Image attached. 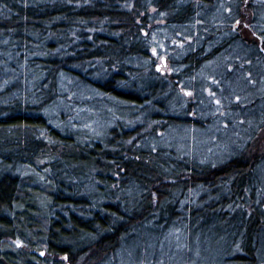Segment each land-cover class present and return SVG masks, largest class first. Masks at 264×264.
I'll list each match as a JSON object with an SVG mask.
<instances>
[{"label":"trees","instance_id":"obj_1","mask_svg":"<svg viewBox=\"0 0 264 264\" xmlns=\"http://www.w3.org/2000/svg\"><path fill=\"white\" fill-rule=\"evenodd\" d=\"M173 4L138 0L133 7L141 11L131 19L129 0H0V264H75L90 253L89 263H116L141 240L152 241L150 264L169 261L172 252L176 264H199L197 254L207 252L212 264L264 260V155L197 165L187 155L162 159L164 152L136 145L128 153L122 143L138 131L124 132L120 120L104 141L87 145L50 123L49 106H70L58 91L64 77L140 109H163L155 102L164 93L160 82L139 91L122 86L135 74L127 58L147 54L137 42L142 33L122 34L149 7L172 13ZM96 20L110 30L81 29ZM100 66L107 74L96 79ZM121 181L136 192L125 197Z\"/></svg>","mask_w":264,"mask_h":264},{"label":"rangeland","instance_id":"obj_2","mask_svg":"<svg viewBox=\"0 0 264 264\" xmlns=\"http://www.w3.org/2000/svg\"><path fill=\"white\" fill-rule=\"evenodd\" d=\"M129 1L134 9L130 12L133 19L141 9L133 7L138 0ZM173 11L161 12L156 6L149 7L148 14L138 15L136 25L122 34L131 38L142 33L137 42L141 41L147 52L127 58L135 74L122 86L128 91H139L151 82H160L164 93L155 102L163 109L154 104L140 109L113 95L88 90L74 78L64 77L58 82V91L66 96L70 106L62 100L57 101V106H49L50 123L75 143L87 145L104 141L120 120L124 132L138 131L136 137L133 134V138L122 143L128 153L136 145L137 149L152 148L156 154L164 152L162 159L187 155L197 165L222 164L241 152L246 161L264 155V0H176ZM87 24L96 29L99 25L100 33L110 30L107 22L100 20L81 24V29ZM125 25L128 23H114L111 27ZM193 55L194 60L186 64ZM36 56L37 53L29 54L27 60ZM195 59L201 61L199 65ZM21 65L24 64L15 66L19 72L24 68ZM19 72L11 74L16 77ZM106 74L107 70L100 66L94 77L102 79ZM84 98L89 100L85 104ZM77 100L80 102L76 104L82 105L74 109L72 103ZM112 175L119 178L115 172ZM124 186L125 197L136 192L134 184ZM116 188L113 185L114 191ZM142 241L131 255L119 252L116 263L103 264H150L146 254L148 251L153 255L152 241ZM15 243L22 246L21 241ZM91 254L75 264H94L89 263ZM45 259L43 264H50ZM167 259L173 264L179 260L173 252ZM196 260L199 264H212V255L198 253ZM169 261L160 264H171Z\"/></svg>","mask_w":264,"mask_h":264}]
</instances>
